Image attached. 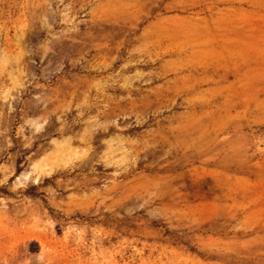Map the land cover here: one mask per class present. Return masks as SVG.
Segmentation results:
<instances>
[{"label":"rangeland","instance_id":"rangeland-1","mask_svg":"<svg viewBox=\"0 0 264 264\" xmlns=\"http://www.w3.org/2000/svg\"><path fill=\"white\" fill-rule=\"evenodd\" d=\"M0 264H264V0H0Z\"/></svg>","mask_w":264,"mask_h":264}]
</instances>
